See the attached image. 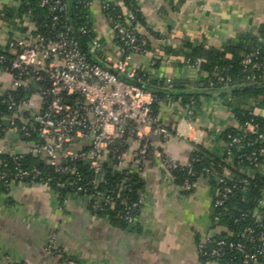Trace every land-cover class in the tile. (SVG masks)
<instances>
[{
	"label": "crops",
	"instance_id": "1",
	"mask_svg": "<svg viewBox=\"0 0 264 264\" xmlns=\"http://www.w3.org/2000/svg\"><path fill=\"white\" fill-rule=\"evenodd\" d=\"M4 10L16 12L17 1L0 0V14ZM89 12L93 36L103 43L104 53L118 56L117 40L101 12L100 0H91ZM139 13V35L162 59L156 62L148 53L133 54L130 66L164 83L187 81L189 89H198L197 79L206 77L199 69V58L191 63L186 58L192 45L219 48L246 34L264 42V0H140ZM16 18H12V27L0 18V50L8 49L10 36L20 35ZM185 43L189 44L186 48ZM225 56L230 58L229 53ZM11 79L0 73V83ZM234 87L242 89V85ZM28 99L29 108L39 107L36 93L30 92ZM261 99L196 95L199 107L187 115V105H181L179 98H165L160 100L156 119L171 129V136L166 141L154 137L146 142L181 164L188 162L196 145L221 159L225 144L220 134L238 125L232 109L243 108L264 119ZM144 145L130 141L124 154L127 168L138 172L143 187V208L134 226L95 217L79 196L70 194L61 203L57 192L46 184L13 183L0 191V264H65L60 256L46 252L50 239L74 264H219L200 261L197 252V244L206 238L228 233L223 225L212 228L214 187L201 177L190 192L180 193L163 179V165L155 156H148L139 166L132 160L131 152ZM11 151L40 158L24 144L16 128L0 131V155L10 156ZM230 162L226 161L221 172L228 178L234 174ZM235 169L245 175L253 173L243 165ZM254 212L264 219V205Z\"/></svg>",
	"mask_w": 264,
	"mask_h": 264
},
{
	"label": "built area",
	"instance_id": "2",
	"mask_svg": "<svg viewBox=\"0 0 264 264\" xmlns=\"http://www.w3.org/2000/svg\"><path fill=\"white\" fill-rule=\"evenodd\" d=\"M37 1L40 7L51 13L50 29L54 34H41L35 22L27 15L15 19V25L22 26L24 30L20 31L18 37L8 38L7 53L12 55L10 59L0 53V73L12 76L11 81L0 83V102L5 105V113L0 116V131L16 128L25 138L30 135L29 127L33 128L39 142L34 145L23 141L31 151L46 164L53 166L57 173L73 174L77 161L87 163L94 185L102 180L103 165L106 163L113 171H130L124 160L128 143H145L131 152V158L136 165L139 166L148 156H155L163 165V179L179 191L188 190V180L177 186L170 173L172 169L180 168L181 163L169 158L164 152L155 150L146 142L154 137L166 141L171 136V129L152 115L151 106L154 103L160 105L161 101L152 91L141 86L143 83L138 70L130 66L133 54L148 53L145 40L139 35L140 23L135 19L134 13L124 9L121 21L123 23L116 22L112 27L117 38L118 56L104 53L103 43L93 36L92 26L79 27L83 35H91L86 46L89 52L103 54L100 63H97L89 61L81 52L78 43L70 36V29L65 23L66 17H63L67 9L66 3L61 0ZM133 1L136 4L140 2ZM76 2L84 3L87 7L91 5V0ZM111 2L102 0L101 12ZM117 2L121 4V0ZM240 64L249 83H264V57H259L257 51L243 54ZM216 75L219 83L227 85V75ZM164 85L171 88L172 82L167 80ZM18 90L36 93L40 99L39 107L29 108V99L26 96L15 97L13 93ZM185 112L192 115L193 109L186 107ZM235 129L243 133L244 137L254 136L258 141V149L244 152V148L250 146L251 142H245L242 136L230 137L224 148L225 161L233 156L235 149L238 151L239 163H246L243 166L264 174V129L253 119L246 120L243 125L238 124ZM10 156L17 160L21 154L11 151ZM184 165L189 166L188 163ZM138 166L137 170L140 169ZM204 172L210 173V170L205 168ZM38 174L35 169L28 171L19 168L14 177L6 181V186L13 183L41 184L33 181ZM190 174L193 175L194 172L190 170ZM30 175L32 177L28 182L22 180ZM213 175L216 188L212 203L213 206H219L228 198L235 184L228 185L226 175ZM5 177L6 174L0 172V181ZM240 183L246 182L241 180ZM126 188L127 185L122 182L115 193L107 195L105 191H97L95 196L110 207H113L115 199H119L125 206L123 219L127 223L136 222L144 200L141 195L135 201H124L119 192ZM80 190L81 187L78 186L75 193ZM263 205L264 195L258 200V206ZM96 207L94 201L93 210ZM133 212L137 216H133ZM254 217L257 221L260 220L256 212ZM252 234L253 229L250 227H246L242 233L250 241ZM257 241L259 243L253 249H247L242 243L219 241L218 244L241 254L242 259L237 264H250L255 262L257 256L264 255V235L257 237ZM207 242H210V237L197 244L198 253ZM46 252L60 256L65 264H74L54 246L53 239L46 245ZM209 254L218 256L219 250L213 249Z\"/></svg>",
	"mask_w": 264,
	"mask_h": 264
},
{
	"label": "trees",
	"instance_id": "3",
	"mask_svg": "<svg viewBox=\"0 0 264 264\" xmlns=\"http://www.w3.org/2000/svg\"><path fill=\"white\" fill-rule=\"evenodd\" d=\"M17 10L12 13L8 10H4L0 14L2 21L12 26L13 17L29 16L32 21L35 22L39 32L45 36L53 35L54 31L50 29L51 13L46 8L40 7L37 0H16ZM66 3V11L63 17H66V25L70 29V36L78 43L81 52L85 57L92 62H97L94 57L102 59L103 54L100 52H94L91 56L87 53V42L91 35H83L79 31V27L84 25L86 27L91 26L89 7L84 3H77L76 0H70V8L67 7L68 0H61ZM88 1V0H86ZM102 0H100L101 2ZM109 6L102 11L103 16L110 22L113 27L116 22L122 21V15L124 9H129L134 13V17L140 22L139 4L134 3L133 0H121L123 5H120L117 0H111ZM15 28V27H14ZM19 31H23L22 26H16ZM116 38V37H115ZM117 40V38H116ZM146 43L148 54L151 58L160 62L162 55L156 53V51H150L151 48ZM187 43L184 44L186 48ZM258 52L259 57H264V42L259 37L246 34L242 39L237 42L225 44L219 48L210 47L203 48L202 45H192L189 49L186 58L189 63L193 62L196 58L201 60L199 64L200 71L206 74V77L200 76L196 81L198 89H189L188 82L184 80H176L171 88L161 89L164 86V81L161 79H150L147 72L138 70V74L142 79L144 88L152 91L158 100L165 98L180 99V103L183 106L191 107L193 112L195 108L199 107L198 102L195 100L196 95L211 96V95H245L252 98L262 97L261 102L264 104V83H249L246 78V73L240 64V60L243 54L250 52ZM0 53L5 55L8 59L12 55L7 53V49L0 50ZM230 54V58H226V54ZM165 54V53H164ZM225 77L227 75V85L219 83L217 81V75ZM123 79L122 75L118 76ZM242 85L241 90L234 89V86ZM153 86L159 87V89H150ZM233 86V88L231 87ZM230 87V88H229ZM30 92H24L18 90L13 93L17 98L23 96L28 97ZM159 105L154 103L151 106L152 115L156 117ZM5 105L0 102V116L5 113ZM233 116L239 125H243L246 120L253 119V121L259 123L260 128L264 129V119L255 116L251 111L235 107L232 109ZM30 128V135L23 138V141L31 144H37L39 139L33 128ZM240 131L234 128H227L220 134L221 139L226 145L230 137L242 136L243 140L250 141L251 144L244 148V152L257 151L258 141L254 136L242 135ZM238 151L233 149V156L228 159L231 160L230 168L234 172L232 178L227 179V184H235V188L229 194L228 198L219 206L212 207V228L216 226H226L228 233H218L210 236V242L205 243L203 250L198 253L200 261L213 260L219 264H237L241 259L239 252L229 250L225 245H219V241H225L227 243H242L247 249H253L259 242L257 237L264 235V219L256 220L254 217V210L258 208V200L264 195V174L258 170H253V173L245 175L235 169L239 163L237 158ZM262 157H259L261 159ZM0 172L6 174L5 179L0 181V191L6 189V181L13 178L16 170L21 168L23 170L31 171L35 169L39 172L37 176L33 178L34 182H41L50 186L57 192L59 201L62 203L68 195H74L82 197L86 200L87 208L89 212L93 213L95 217L104 218L110 223L126 225L127 222L123 219L125 214V206L119 199H115L113 207L105 204L103 201L97 200L95 193L97 191H105L107 195L111 192L117 191V186L122 182L127 185V188L121 190L120 197L124 201L130 202L138 199L143 193L142 181L137 171L130 170L127 173L113 171L109 164L103 165L102 180L94 185L92 183V172L88 164L83 161H77L75 164V171L71 173H57L53 166L46 164L40 158L36 159L32 154L21 155L17 160H13L9 155H0ZM189 166L181 164L180 168L172 169L170 171L174 178V183L180 186L185 180L190 183L188 190H182L180 193H188L193 189L194 183L199 178H207L211 185L216 188V181L213 174L221 175L223 167L227 164L225 156L221 159L213 158L206 149L200 145H196L192 151L190 158L187 162ZM243 165H247L244 163ZM208 168L210 173H205L204 169ZM190 170L194 172L190 174ZM213 173V174H212ZM33 175V174H32ZM31 175L24 177L22 180L28 182L31 179ZM244 180L246 183H240ZM81 187V190L76 192L77 187ZM96 202L97 207L95 210L92 208V203ZM133 216H137L136 212H133ZM246 227L253 229L252 241L248 237L243 236V230ZM213 249L219 250L218 256H210V251ZM250 264H264V255L257 256L255 262Z\"/></svg>",
	"mask_w": 264,
	"mask_h": 264
},
{
	"label": "water",
	"instance_id": "4",
	"mask_svg": "<svg viewBox=\"0 0 264 264\" xmlns=\"http://www.w3.org/2000/svg\"><path fill=\"white\" fill-rule=\"evenodd\" d=\"M67 7L70 8V0H68ZM87 53L91 56V53L89 51H87ZM97 63H100V61H97ZM141 86L144 87L145 85L144 84H141ZM134 223L135 222L127 223V225L128 226H134Z\"/></svg>",
	"mask_w": 264,
	"mask_h": 264
}]
</instances>
